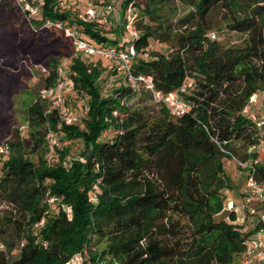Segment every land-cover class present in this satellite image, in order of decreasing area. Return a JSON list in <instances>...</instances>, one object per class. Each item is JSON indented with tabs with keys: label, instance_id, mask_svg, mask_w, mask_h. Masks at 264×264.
<instances>
[{
	"label": "trees",
	"instance_id": "trees-1",
	"mask_svg": "<svg viewBox=\"0 0 264 264\" xmlns=\"http://www.w3.org/2000/svg\"><path fill=\"white\" fill-rule=\"evenodd\" d=\"M59 1L43 0L41 19H30L36 37L51 33L46 21L70 25ZM169 1L123 2L122 13L129 4L142 13L130 43L138 56H152L135 59L130 72L152 78L163 93L189 79V111L180 117L165 108L156 111L144 91L141 100L150 105H121L133 96L123 82L102 97L101 60L71 59L73 88L87 96L83 128L62 121L58 109L48 112V102L35 93L26 110L28 146L16 130L5 147L7 159L0 155V205L7 207L0 211V264H66L83 252V264L240 263L246 241L262 225H238L234 211L217 218L231 184L221 148L235 144L246 150L258 143L255 124L242 111L250 96L264 92V0H179L189 10L175 24L163 10ZM6 4L0 0V7ZM215 10L225 13V31L239 39L223 42L209 35ZM75 25L82 37L115 44L95 21L76 18ZM150 40L168 47L151 51ZM59 66V58H48L43 89L56 84ZM108 131L112 139L102 141ZM48 133L81 142L77 159L66 164V147L57 149L56 163H48ZM259 152L246 156L263 159ZM256 166V179L264 180V166ZM94 189L99 192L93 205ZM53 197L71 208V219L61 209L51 212ZM98 240L106 242L99 252L93 250Z\"/></svg>",
	"mask_w": 264,
	"mask_h": 264
},
{
	"label": "rangeland",
	"instance_id": "rangeland-1",
	"mask_svg": "<svg viewBox=\"0 0 264 264\" xmlns=\"http://www.w3.org/2000/svg\"><path fill=\"white\" fill-rule=\"evenodd\" d=\"M124 1L60 0L59 11L69 13L70 21L74 25L76 18L79 19L80 16L89 15L93 11L96 15L93 21L99 24L102 33L110 41L115 42V44H108V46L118 48L119 45L124 44L123 42L128 43L131 40L123 28L122 4ZM42 5L43 0H7L5 7H0V147L3 148L6 147L8 142L14 140V132L16 130L20 132L21 137L26 141L25 147L28 146L26 110L35 102V93L40 94L43 90V81L48 74L46 63L49 57L59 58L60 65L68 63L63 74L66 80L60 79L65 85L63 95L65 115L76 118V124L81 128H83V120L86 118L87 96L75 92L69 76L72 71L69 68L71 62L69 63L68 59L73 52L70 39L63 32L53 28H48L50 30L47 31L51 33H46L45 35L36 37L34 34L36 30L32 28L30 19H41L40 8ZM107 6H111L112 11L104 22L102 14ZM10 7L11 10L9 9ZM163 10L166 16L170 17L169 23L175 24V19L185 14L189 8L180 3L179 0H170ZM134 13L136 15V23L140 20L142 13L138 9H134ZM143 20L147 22L148 18L144 17ZM225 20V13L215 10L209 18V35H214V39H221L223 42L229 39H239L237 35L225 31ZM71 23L68 22L67 24L71 25ZM83 37L92 44H97V41L89 36L83 35ZM167 47L153 40L149 42L151 51L161 52L165 51ZM92 61H95V59ZM100 64L103 72L97 85H99L101 95L102 97L113 95L114 89L126 80L122 73L116 70L113 62L101 60ZM191 64V61H188V65ZM125 83L127 86V82ZM141 92L133 93V96L126 100V106L133 109L138 108V106L143 108L145 105H150L149 102H142ZM261 115L258 110L248 111L244 114L254 123L259 120ZM112 137L113 133L108 131L103 133L101 140L110 141ZM48 143L49 152L45 158L50 164L56 163L58 160L57 149L69 148L70 152L65 160L66 164H69L73 159H77L79 153L83 150L81 142L63 141L60 135L57 138H49ZM53 145L54 149H52ZM223 154L228 156V159L223 160V164L225 174L231 184L230 189L223 192L225 197L224 211L217 216L218 219H225L226 207L229 202L233 203L234 207H240L246 191L247 170L242 169L238 165V162H244L243 160L248 159L244 150L234 144L229 149H224ZM98 192L99 190H95L90 198V202L93 205L96 203ZM48 205L51 212H58L61 209L66 213L68 219H71V208L62 204L60 199L53 197L49 200ZM6 208V205H0L1 212ZM236 216V224L241 225L240 218L242 214L238 208H236ZM244 225L248 228L247 224ZM105 245L106 242L104 240L95 241L93 250L99 252L104 249ZM87 258L88 254L86 252L78 253L66 264H83Z\"/></svg>",
	"mask_w": 264,
	"mask_h": 264
},
{
	"label": "built area",
	"instance_id": "built-area-1",
	"mask_svg": "<svg viewBox=\"0 0 264 264\" xmlns=\"http://www.w3.org/2000/svg\"><path fill=\"white\" fill-rule=\"evenodd\" d=\"M112 11L111 6L105 8L102 20L105 22V18H108L110 12ZM95 13L91 11L89 15L84 17L80 16L79 19L84 22L93 21ZM135 19L136 15L134 13V8L132 4H129L124 13H123V28L127 36L130 39L137 37L138 32L135 29ZM45 28H53L55 30L61 31L65 34L67 38L70 39L73 52L71 57L68 59L69 63L71 59L79 58L87 63L95 60H106L108 62H113L115 68L118 72L122 73L124 76V85L132 89L133 93H139L141 91L147 92L149 95V102L154 106L156 111L160 108H165L172 117H180L187 113L190 109V102L186 101L185 96L190 95L191 90L193 89V84L189 79H186L182 86L173 92L163 93L156 90L153 80L150 77L143 75L133 76L130 72V69L138 57H141L144 60H150L152 56L148 51L142 53L138 56L135 47L128 42L127 45L110 47L108 45H99L92 44L87 39L81 36L79 33L77 25L64 26L62 23H52L46 21L44 24ZM214 38V35L211 36ZM66 63H62L58 67V79L56 84L48 89H43L39 94V97L47 101L49 104V110L58 109L59 116L62 121L66 124H71L76 122V118L67 117L65 115V109L63 108V95L65 90L64 82L60 79L64 78ZM124 99L121 102V105L126 104ZM258 110L261 113L259 120L254 123L258 131V143L248 147L244 150L246 155H251L255 152L264 153V92H258L250 96L248 99L242 114L244 115L248 111ZM116 116V112L113 113ZM55 135L53 133H48L47 140L53 138ZM221 151L224 153V149L221 148ZM0 155L2 159H7V151L5 147H0ZM244 162H238V165L242 169L247 170L246 177V191L243 195V202L240 207H234V204L229 202L226 207V211H234L236 213V208L241 211V224H247L252 229L257 224L262 226L256 229L250 238L245 243V251L241 255V261L239 264H264V211L259 210L260 206L264 204V180L256 179L258 175L257 166L261 164L264 166V158L253 160L251 157H248Z\"/></svg>",
	"mask_w": 264,
	"mask_h": 264
}]
</instances>
